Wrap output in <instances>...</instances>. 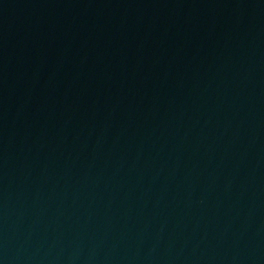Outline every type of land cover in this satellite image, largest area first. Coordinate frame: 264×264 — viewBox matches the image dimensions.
<instances>
[{
  "label": "water",
  "instance_id": "obj_1",
  "mask_svg": "<svg viewBox=\"0 0 264 264\" xmlns=\"http://www.w3.org/2000/svg\"><path fill=\"white\" fill-rule=\"evenodd\" d=\"M0 264H264V0H0Z\"/></svg>",
  "mask_w": 264,
  "mask_h": 264
}]
</instances>
